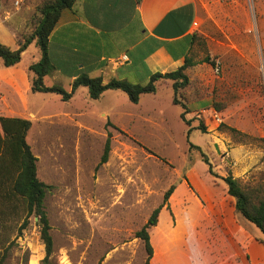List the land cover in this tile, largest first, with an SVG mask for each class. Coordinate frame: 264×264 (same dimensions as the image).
<instances>
[{
  "label": "rangeland",
  "instance_id": "rangeland-1",
  "mask_svg": "<svg viewBox=\"0 0 264 264\" xmlns=\"http://www.w3.org/2000/svg\"><path fill=\"white\" fill-rule=\"evenodd\" d=\"M1 2L0 19L16 25L27 15L25 4L33 5ZM204 2L210 18L192 46L188 84L176 95L187 106L188 137L170 81L158 82L156 92L142 95L138 104L118 90L91 100L83 88L68 102L55 94L29 96L31 110L38 112L26 141L37 158L38 178L48 187L44 210L53 254L47 264H144L147 253L136 233L158 207L157 223L148 230V264H214L201 238H215L213 217L220 208L210 201L220 188L209 182L219 180L189 144L201 148L218 176L237 179L253 204L264 201V6L257 10V0ZM33 52L35 47L21 63ZM205 57L214 64L203 62ZM127 81L147 83L139 75ZM44 85L70 89L66 78L48 76ZM200 124L205 133L195 129ZM108 133L110 152L100 165ZM7 193V186L0 187V258L5 253L3 264H42L36 220L31 216L21 230L23 204Z\"/></svg>",
  "mask_w": 264,
  "mask_h": 264
},
{
  "label": "crops",
  "instance_id": "crops-1",
  "mask_svg": "<svg viewBox=\"0 0 264 264\" xmlns=\"http://www.w3.org/2000/svg\"><path fill=\"white\" fill-rule=\"evenodd\" d=\"M27 1H33V5L25 4L27 15H23L18 25L7 17L0 19V42L11 49L29 31L24 25L38 0ZM206 5L204 0H76L71 9L61 12L49 36L48 54L55 68L50 76L53 80L66 78L70 86L82 74L100 77L105 84L111 79L127 81L132 75L148 82L151 74L173 72L190 57L195 42L192 37L210 18ZM260 6H264V0H257V10ZM3 8L1 2L0 10ZM31 47L36 52L31 53L28 63L22 64ZM33 54H38L35 42L22 53L16 66L4 68L0 61V117L27 119L31 127L38 110H31L28 101L34 95L28 68L41 56ZM122 56H126V61L120 62ZM126 69L129 71L118 74ZM106 92L109 90L101 95ZM209 184L220 188L210 201L211 205L215 201L214 209L220 208L218 214L214 212L215 226L209 224L217 234L210 243L207 238L201 239L210 248L214 264H261L262 235H255L251 224L235 213L234 199L227 194L221 180ZM235 256L238 262L233 261Z\"/></svg>",
  "mask_w": 264,
  "mask_h": 264
},
{
  "label": "trees",
  "instance_id": "trees-1",
  "mask_svg": "<svg viewBox=\"0 0 264 264\" xmlns=\"http://www.w3.org/2000/svg\"><path fill=\"white\" fill-rule=\"evenodd\" d=\"M75 2L76 0H42L36 6L35 16L27 22L33 27L28 29V32L23 33L17 41L16 48L11 49L0 42V60L2 66L4 68L16 66L21 61L22 53L32 42H35L41 56L37 62L31 64L28 68L31 92L55 94L63 102H68L78 88L84 87L91 100L99 99L104 91L118 90L127 96L130 103L138 104L142 95L154 94L156 92L158 82L170 81L172 82L174 95L172 103L174 105H180L183 109L180 118L188 127L186 134L188 137L191 133V128L190 122L185 119L187 106L184 103H180L176 95L181 88L188 84V77L185 71L194 66V62L190 57H186L183 65L173 72L151 74L145 85L133 84L126 80L116 79H111L104 84L100 77L92 78L84 74L73 80L69 91H66L60 85L50 87L44 85V79L55 71L48 54L49 36L57 24L61 12L65 9H71ZM34 17H37V19H34ZM196 39L197 36L192 37L193 41ZM203 62L210 65L214 64L210 61L209 57H205ZM30 127V120L0 117V187L7 186V197L19 200L23 204L25 216L20 226L21 230L25 229L28 224V219L31 216L36 219L39 239L44 246L45 253L42 264H47L53 254V239L50 234L48 218L44 210V199L48 187L38 178L37 158L33 155L26 141ZM195 129L205 133L203 124H200ZM110 138L111 135L108 133L103 154L100 158V165L107 162L110 152ZM189 148L198 151L201 162L207 167V173L211 177L219 179L224 183L227 194L234 199L235 213L260 231L263 239L262 242L264 243V201H260L256 205L253 204L250 196L239 186L237 179L233 178L230 173H227L224 177L218 176L214 172L207 155L200 147L189 144ZM172 191L173 188H169L165 193V199L172 194ZM159 212L160 207L152 212L146 224L136 233V237L143 241L147 253L144 264H148L152 256L148 230L156 225ZM4 260L5 253L0 258V264H3Z\"/></svg>",
  "mask_w": 264,
  "mask_h": 264
},
{
  "label": "built area",
  "instance_id": "built-area-1",
  "mask_svg": "<svg viewBox=\"0 0 264 264\" xmlns=\"http://www.w3.org/2000/svg\"><path fill=\"white\" fill-rule=\"evenodd\" d=\"M14 5H15V6H18V5H19V1H16V2L14 3ZM124 61H126V56H122V58L120 59V62H124Z\"/></svg>",
  "mask_w": 264,
  "mask_h": 264
},
{
  "label": "water",
  "instance_id": "water-1",
  "mask_svg": "<svg viewBox=\"0 0 264 264\" xmlns=\"http://www.w3.org/2000/svg\"><path fill=\"white\" fill-rule=\"evenodd\" d=\"M36 220V219H35Z\"/></svg>",
  "mask_w": 264,
  "mask_h": 264
}]
</instances>
